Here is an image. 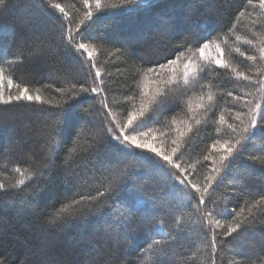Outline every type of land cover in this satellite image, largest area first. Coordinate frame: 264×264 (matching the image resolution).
<instances>
[{
	"label": "trees",
	"instance_id": "obj_1",
	"mask_svg": "<svg viewBox=\"0 0 264 264\" xmlns=\"http://www.w3.org/2000/svg\"><path fill=\"white\" fill-rule=\"evenodd\" d=\"M55 2L65 8L69 14L67 18L48 7V0H12L10 10L0 15V27L16 32L13 40L7 31H0V65L5 67L4 94H9L6 61H12L14 83L27 86L33 95L39 89L44 99L51 98L54 103L61 99L55 89L65 88L69 81L77 87L81 83L87 87L90 84L96 86L94 79L97 83L103 80L100 85L103 92L99 95L82 94L79 97L82 103L72 102L77 107L68 109L64 117L63 134L58 138L55 152L49 150L46 139L37 136L39 129L55 119L47 111H41L47 109V105L21 101L0 106V181L6 188L22 178L13 169L19 167L26 178L29 173L38 175L49 155L56 162V168L47 174L42 185L29 186L31 182H26L22 190L8 188L0 195V262L142 264V258L152 257L144 264H212L213 259L216 264H264L261 246L264 241V204L252 208L249 215L250 205L264 196V163L252 159H264V131L257 133L255 141L236 162L228 182L214 193L212 203L206 202L201 211H197L191 200V190L174 186L167 172L154 168L140 155L120 153L104 130L107 110L99 103L107 95L109 108L120 117L126 115L130 110L128 103L114 104V101H124L126 96L136 93L138 99L134 103L139 107L141 98L147 100L163 91L164 81L169 79L167 72L161 73L159 81L151 74L145 78L136 68L147 69L166 63L183 51L176 47L177 44L184 43L195 51L205 38L216 40L218 36L227 39L226 43L217 40L224 49L225 60L246 75L264 79V60L260 59L261 50H264V9L259 0L251 3L247 0H145L141 5L108 8L102 13L103 18L97 22L93 35L103 42L105 53L119 48L124 55L120 59L107 56L97 59L96 65L102 73L99 78H94V70L90 73L73 51L66 48L62 35L61 25L70 22L69 26L75 30L83 19L86 9L82 0ZM104 3L119 5L121 0H104ZM241 11L243 16H239ZM89 23L91 21L85 20L84 26ZM229 29L233 31L229 32ZM245 40H251L252 44L245 43ZM26 43L32 48L38 45L40 53L32 55L25 47ZM237 47L245 53L244 56L235 52ZM184 54L188 56L190 53L185 51ZM253 55L257 57L256 61L247 59ZM205 56L215 57L216 52L210 48ZM180 67L178 65V69ZM257 69L261 70L259 75ZM145 89L148 96H142ZM229 91L233 93L232 97L227 96ZM17 92L16 88L11 90L13 95ZM209 93L214 97L211 103L207 100ZM237 95L242 99L235 100ZM201 96L205 97L203 101ZM201 102L209 107L197 108ZM257 102L261 103L264 112V86L237 79L229 69L215 68L207 76H202L199 84L179 83L168 87L167 98L153 105L148 113L153 119L144 129L152 131L145 139H150L162 150H170L171 140L180 139L175 129L187 133V124H192L193 132L184 137L182 151L184 147L188 150L181 163L182 166L195 163L198 175L193 182L202 184L211 171V161H205L204 155L210 151L209 146L214 140L227 138L226 125L218 123L219 115L223 113L229 122L239 123L233 120L235 111H246ZM84 108L89 112L85 113ZM195 119L201 120V124L195 125ZM89 122L95 125L92 131L98 134L104 148L98 158L84 157L76 169L79 176L88 181L85 187L84 180L73 176L71 170H67L66 175L62 165L68 150L73 147L76 133ZM86 146L84 140L78 142V150ZM121 169L127 170L129 183L119 201L133 210L127 213L126 224H121L120 218L107 205L90 215L80 227L68 224L54 228L48 223L50 214L73 197L78 198L79 193L95 194L97 190H103L107 183L105 177L110 179L111 172ZM241 207L244 208L241 219L247 217L253 222L246 232L239 236L233 234L237 238L231 245L227 241H233V237H227L224 246L218 244L213 255L211 232L204 223L202 210L215 209L214 218L231 222L230 217L226 220L218 214L219 211L235 208L239 212ZM177 219L182 226H177ZM161 221L164 231L158 233L156 225ZM105 231L108 237L99 239L97 233ZM216 231L219 233L222 229ZM220 239L218 235L217 240ZM153 240L162 242V250L156 251L159 246H154L145 251ZM154 251L156 255L153 257Z\"/></svg>",
	"mask_w": 264,
	"mask_h": 264
},
{
	"label": "snow or ice",
	"instance_id": "obj_2",
	"mask_svg": "<svg viewBox=\"0 0 264 264\" xmlns=\"http://www.w3.org/2000/svg\"><path fill=\"white\" fill-rule=\"evenodd\" d=\"M251 3L252 0H247ZM12 0H0V15H4L10 10ZM85 6V11L83 12V19L79 21V24L73 30L69 24L61 25L62 35L64 36L66 48H70L75 57L79 60L80 64L87 69L90 73L94 70V78H99L101 76V71L96 65L97 59L101 56H107L108 58L120 59L123 57L124 52L122 49H115L105 53L103 50V42L98 40L93 32L95 26L99 20L103 18L102 13H104L108 8H124L132 4L141 5L145 3V0H121L119 5L117 4H105L104 0H82ZM94 4V9H93ZM260 7L264 9V0H259ZM48 7L58 10L59 13L63 14V17L67 18L68 13L65 8L60 4L56 3L55 0H48ZM95 10V18H94ZM244 12L241 11L239 16H243ZM85 20L91 21L88 25L84 26ZM81 26H84V30L81 31ZM235 25H233L234 29ZM229 29V32L233 31ZM0 31H7L9 33L10 39L16 38V32L14 29H9L6 27H0ZM75 33H78L76 35ZM21 39L27 40L26 37H21ZM217 40H222L226 43V37L218 36L216 40L205 38L200 42L195 51H191L184 43L177 44L178 49H183L174 57L170 58L166 63H161L155 67H150L147 69L136 68L137 72H140L143 77L147 78L149 74L159 81L161 73L167 72L169 74V79L164 81L165 89L158 92L155 96L149 97V99H140L139 107L135 106V101L138 99L136 93L126 96L124 101L116 100L114 104L128 103L130 110L127 111L126 115L120 117L119 113L113 111L109 108L107 103V95L99 101L103 104L104 108L107 110L105 115V126L104 130L108 134L109 140L114 142L118 147L119 151L123 155H140L142 159L146 160L150 165L156 169L163 170L173 179L174 186L180 187L185 191L191 190L193 195L191 200L194 201V207L197 211H201V206L205 205L206 202L212 203V197L216 191H219L228 182L232 170L236 165V162L244 156L245 152L248 150V146L252 144L257 136V133L264 131V112L261 111V103L257 102L254 105L247 107L246 111H235L233 120L236 122H229L226 116L221 113L218 117V123L221 125H226L224 139L214 140L209 148L210 151L204 155L203 159L205 161H211V171L204 178L202 184L194 183L196 175H198L196 170V164H190L187 166H182L181 161L187 148L182 147L184 145V137L187 133L193 132V125L187 124V133L180 131L179 128L175 130L179 133V140H171L170 150H162L160 146L152 143L150 139H145L149 136L152 131L148 129L143 130L147 123L153 119L152 116L148 115L151 107L153 105H158L167 98V89L173 84L183 83L185 85H196L200 83V78L202 76H207L215 68L229 69L234 73L237 79H243L252 84H259L264 86V79L257 80L251 75H246L242 71H238L233 65L224 59L225 52ZM245 43L251 45V40H245ZM26 48H29L32 55H38L40 53V48H32L31 45L25 44ZM213 48L216 52L215 57L205 56L206 50ZM185 51L190 54L185 56ZM235 52L244 56L245 53L240 51V48H235ZM247 59L256 61L257 57L255 55L248 56ZM260 59L264 60V50H261ZM22 62V59H21ZM9 71V76L7 77V87L9 94L5 95L3 92L5 83V67L0 65V106H9L13 104H19L21 101L28 102L29 104L36 103L40 105H47V109H41V111H47L50 116L55 117L54 120L47 123L43 128L39 129L37 136L44 138L48 141V148L51 152H55L59 145L58 138L62 136L64 130V117L67 114L68 109L77 107L76 103L73 101H79V97L82 94L93 93L99 95L103 92L100 87L104 83L103 80H99L98 83L96 79L93 83L87 87L83 83L77 87V84L68 82L65 88H56L55 91L61 94V99L57 102H53V99H44L40 95V90H36V94H30L27 86H21L19 83H14L11 78L12 61H6ZM178 65L181 67L178 69ZM179 71V78L177 77V72ZM260 69H257V75L260 74ZM109 75H111L109 73ZM47 87V86H46ZM203 87V85H202ZM13 88L18 89V92L13 95L11 90ZM142 96H148V91L142 90ZM227 96L232 97L233 93L231 91L227 92ZM204 96L200 97V100H204ZM214 97L211 93L207 95V100L211 103ZM235 100L239 101L242 99L241 96L237 95L234 97ZM65 105L68 108H65ZM209 105L204 103L197 104V108L206 109ZM55 110V111H53ZM85 113L89 112L88 108H84ZM119 117V118H118ZM245 118L247 122H245ZM194 119V117H193ZM201 120L195 119V125H200ZM187 123V122H185ZM175 124V120H173ZM95 125L90 122L86 123L79 132L76 133V139L72 141L73 147L68 150V154L64 159V164L62 167L67 170H71V174L76 176L78 179H82L85 182V187H87L88 181L79 176L76 171L81 160L84 157L98 158L104 145L98 139V134L92 131ZM84 140L86 147L78 150V142ZM136 150H140L139 152ZM216 154H213V151ZM264 150V149H262ZM144 153H151L152 155H145ZM254 160H259L264 163V159L260 157H253ZM199 163V161H197ZM56 168V162L52 159L51 155L46 157V163L42 170L39 171L38 175L29 173L26 178L25 172L19 167L13 169L16 173H19L22 178L18 179L15 183L8 185V188L15 190H22L26 182H31L29 186L36 184H41L46 179L47 174L51 173ZM169 169H175V172L169 171ZM191 169V171H190ZM26 171V170H25ZM111 178L105 177L107 183L104 185L103 190H97L95 194L90 193H79L78 198L73 197L68 203L64 204L59 210L49 215L48 223L52 227H61L63 225H73L80 227L84 222L87 221L88 217L92 214L98 212L103 206L107 207L114 213V215L120 218L119 222L121 224H126L128 215L133 211L129 209L127 205L119 201V196L126 188L129 183L128 172L126 169H121L110 173ZM192 176V179H189ZM5 183L0 181V195L5 194L8 191ZM261 204H264V196H261L259 200H256L249 207V215H251L252 208H259ZM119 205V207H117ZM215 209H203L201 214L204 219L206 226H209L211 232L210 242L213 255L217 252L218 244L224 246L227 237H233V241H227L231 245L237 237L243 232H246L253 221L247 220V217L241 219L244 213V208L241 207L239 212L235 209L224 208L219 211V215L225 217L227 220L231 218V222H222L221 219H216L213 217V211ZM264 215V213H262ZM177 226H182L179 219H177ZM222 229L221 232L217 233L216 229ZM158 233H163V222L156 225ZM107 231L103 233H97L99 239H105L108 237ZM221 239L218 241L217 236ZM154 246H159L156 251H160L163 248L162 242L159 240H153L145 251L152 250ZM262 249H264V241L261 242ZM156 251L153 252V257L156 255ZM195 255V253L193 254ZM146 259H152V257L142 258V264ZM2 264V262H0ZM212 264H216L215 259H213ZM227 264V262H225Z\"/></svg>",
	"mask_w": 264,
	"mask_h": 264
},
{
	"label": "rangeland",
	"instance_id": "obj_3",
	"mask_svg": "<svg viewBox=\"0 0 264 264\" xmlns=\"http://www.w3.org/2000/svg\"><path fill=\"white\" fill-rule=\"evenodd\" d=\"M143 130H145V129H143ZM167 196V195H166Z\"/></svg>",
	"mask_w": 264,
	"mask_h": 264
}]
</instances>
